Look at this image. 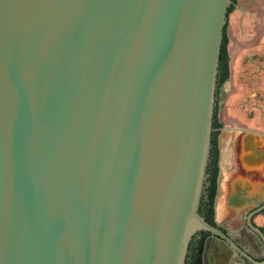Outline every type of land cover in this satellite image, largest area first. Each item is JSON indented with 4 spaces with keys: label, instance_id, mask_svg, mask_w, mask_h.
<instances>
[{
    "label": "water",
    "instance_id": "obj_1",
    "mask_svg": "<svg viewBox=\"0 0 264 264\" xmlns=\"http://www.w3.org/2000/svg\"><path fill=\"white\" fill-rule=\"evenodd\" d=\"M234 1L0 0V264H184L199 233L264 264L198 214L222 49L264 26V0Z\"/></svg>",
    "mask_w": 264,
    "mask_h": 264
},
{
    "label": "crops",
    "instance_id": "obj_2",
    "mask_svg": "<svg viewBox=\"0 0 264 264\" xmlns=\"http://www.w3.org/2000/svg\"><path fill=\"white\" fill-rule=\"evenodd\" d=\"M263 29L258 45L229 53V78L220 88V123L223 127L219 139V192L214 212L217 222L232 238L237 237L236 232L242 227V215L256 206L247 200L264 201V116L256 110L253 118L246 119L244 113L250 114L252 108L242 110L251 99L261 97L264 100V73L257 72L256 66L251 69L241 67L247 54L261 52V46H264ZM248 73L254 82L249 80ZM244 76L248 79H244ZM246 142L255 147L249 148ZM255 149L257 153L251 151ZM253 156L255 163L246 162V159ZM238 195L245 197L244 205L231 203ZM254 222L264 227V214L258 215ZM215 248L219 251L218 245L211 243L209 255L213 254Z\"/></svg>",
    "mask_w": 264,
    "mask_h": 264
},
{
    "label": "flooded vegetation",
    "instance_id": "obj_3",
    "mask_svg": "<svg viewBox=\"0 0 264 264\" xmlns=\"http://www.w3.org/2000/svg\"><path fill=\"white\" fill-rule=\"evenodd\" d=\"M232 2H233V4H232V7H233L235 5V1L232 0ZM262 38H263L262 44L264 45V29H263ZM224 50H225V52H224V55H223V61L224 62L226 61L227 65L229 66L230 57H229V54L227 52V49H224ZM228 72H229V69H228ZM227 81L228 80H226L224 82V84ZM216 98H217V107H216V111H215V119H216V122L220 124V110H221V107L219 106V104L221 102L220 89L217 91V97ZM221 129H222V127L220 128V130ZM220 130H219V134H218L217 139H216V141H217V150H218V162H217L218 174H217V177H216V194H217V189H218V177H219V174H220V168H219L220 150H219V142H218V138H219V135H220ZM211 151H212V148L210 149V153H211ZM212 171H213V168H211V167L209 168V166H208L207 172H206V176H205V181H204V187H203V191H202V199L206 200V201H208L209 189L211 187L210 179H211ZM214 202H215V199H214ZM251 203L255 204L253 201ZM261 205H263V204H261ZM213 208H214V206H213ZM257 209L258 208L256 206H253L244 215H242V220H241L242 227H241V229L238 232H236L237 233V237H234V238L230 237V238L234 241V243L242 251L247 253L256 262L261 263L262 261H264V241L261 239V237L258 234H256L253 231H251L247 227L246 221H244L246 217L251 215L253 213V211H255ZM198 211L199 212H203L202 209L198 210ZM263 214H264V210L261 211L260 213L255 214L254 216H252L251 223L264 236V227L258 226L254 222V219L258 215H263ZM214 216H215V212H214ZM221 231L226 233V234H228L227 231H223L222 229H221ZM204 235H205V239L203 241V252H202V255H201V263L200 264H227L225 258L219 253L217 248L214 249L212 255H209L210 242H208V244H207V252L206 253L204 252L205 241L209 237V234H207V233H199L195 237V240H194L195 247L194 246L191 247L190 253H189L190 255H189L187 261L185 262V264H197V262L194 259L195 254H196V250H197V244L202 240ZM228 264H249V263L244 261L239 256H233Z\"/></svg>",
    "mask_w": 264,
    "mask_h": 264
},
{
    "label": "trees",
    "instance_id": "obj_4",
    "mask_svg": "<svg viewBox=\"0 0 264 264\" xmlns=\"http://www.w3.org/2000/svg\"><path fill=\"white\" fill-rule=\"evenodd\" d=\"M226 49L225 47L222 49L221 55H220V62H219V71H218V84H217V89L219 90L220 87L224 84V82L228 79V65L227 62L223 61V55ZM221 128V125L219 123L216 122V119L214 118L213 121V129H214V133L212 134V140H211V148L212 151L209 154V160H208V165L207 168L209 166V168H213L212 171V175H211V179H210V183H211V187L209 189V194H208V201L203 200L202 199V195H201V199H200V203L198 206V210H203V212H199L198 214L204 218V220L211 226L216 227L215 221H214V199L216 196V177L218 174V167H217V162H218V150H217V136L219 134V130ZM207 168H206V172H207ZM205 239V235L203 236L202 240L197 244V250H196V254H195V261L197 262V264L201 263V255L203 252V241ZM195 238L191 241L190 245H189V249H188V253L186 256V260L187 261L188 257H189V253H190V249L192 246L195 247V243H194ZM194 244V245H193ZM185 264V263H184Z\"/></svg>",
    "mask_w": 264,
    "mask_h": 264
},
{
    "label": "rangeland",
    "instance_id": "obj_5",
    "mask_svg": "<svg viewBox=\"0 0 264 264\" xmlns=\"http://www.w3.org/2000/svg\"><path fill=\"white\" fill-rule=\"evenodd\" d=\"M228 69H229V66H228ZM228 74H229V72H228Z\"/></svg>",
    "mask_w": 264,
    "mask_h": 264
}]
</instances>
